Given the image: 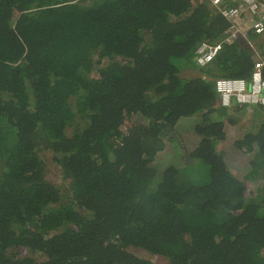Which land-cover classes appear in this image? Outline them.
Segmentation results:
<instances>
[{"label":"trees","instance_id":"1","mask_svg":"<svg viewBox=\"0 0 264 264\" xmlns=\"http://www.w3.org/2000/svg\"><path fill=\"white\" fill-rule=\"evenodd\" d=\"M230 25L211 0H0V264H264V106L230 132L249 104L215 86L256 61Z\"/></svg>","mask_w":264,"mask_h":264},{"label":"built area","instance_id":"2","mask_svg":"<svg viewBox=\"0 0 264 264\" xmlns=\"http://www.w3.org/2000/svg\"><path fill=\"white\" fill-rule=\"evenodd\" d=\"M211 1L231 23L226 41H232L239 35L245 37L256 54V61L249 81L244 78L215 79L221 103L227 107L234 106V102L240 105L261 104L264 106V57L253 46V41L248 38L250 31L257 35L264 33V4L261 0H238L239 5H231L228 0ZM244 11H247L248 16L252 17L245 29L238 23ZM221 48V42L200 44L197 48V63L200 67L209 65Z\"/></svg>","mask_w":264,"mask_h":264},{"label":"rangeland","instance_id":"3","mask_svg":"<svg viewBox=\"0 0 264 264\" xmlns=\"http://www.w3.org/2000/svg\"><path fill=\"white\" fill-rule=\"evenodd\" d=\"M243 27L245 26L242 25ZM246 27H244L245 29ZM251 32V31H250ZM260 41L264 42V33L260 35ZM253 41V46L256 48V50L263 56V51L259 46L258 40H252ZM264 57V56H263ZM197 65V64H196ZM198 67V65L196 66ZM186 70H188V72H186L185 74H194L196 75V73H198V70H196L195 67H190L187 68ZM257 105H261V104H250L247 105L244 108V113L242 118L240 119V123L238 124V126L235 127V125H230V132H235L236 130H238V128L240 127H244L246 125V123L250 122V119L252 118V113H253V108ZM244 117V118H243ZM200 117L198 116H192V117H184L182 119L179 120V122L176 125V129L177 131L182 134V137L179 138V140H177L178 142H175L174 145H169L167 146L168 148L166 150H164V152H161L159 157H158V163H163L164 165H167L168 163H175V164H180L182 163L180 160V152L183 151L184 149V144H185V138L190 139V143L193 139V137H196L197 135L193 132V127L199 123L200 121ZM245 128V127H244ZM243 128V129H244ZM192 143H194L192 141ZM191 145V144H190ZM239 162V160H238ZM247 162V160H246ZM237 163V162H236ZM48 177L50 180H52L55 183H63L62 180V175L61 172L58 168V165L50 162L49 166H48ZM144 257L150 258L153 261H155L157 264H167V262L165 261V259H161L158 258L156 256H150V255H143Z\"/></svg>","mask_w":264,"mask_h":264}]
</instances>
